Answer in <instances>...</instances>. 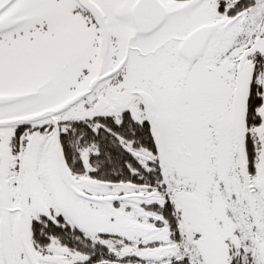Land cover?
Returning <instances> with one entry per match:
<instances>
[{
    "label": "snow or ice",
    "instance_id": "6c2138e0",
    "mask_svg": "<svg viewBox=\"0 0 264 264\" xmlns=\"http://www.w3.org/2000/svg\"><path fill=\"white\" fill-rule=\"evenodd\" d=\"M0 264H264V0H0Z\"/></svg>",
    "mask_w": 264,
    "mask_h": 264
}]
</instances>
